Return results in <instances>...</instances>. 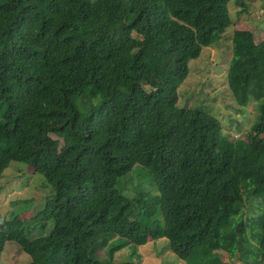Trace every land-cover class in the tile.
I'll list each match as a JSON object with an SVG mask.
<instances>
[{
  "label": "trees",
  "instance_id": "16d2710c",
  "mask_svg": "<svg viewBox=\"0 0 264 264\" xmlns=\"http://www.w3.org/2000/svg\"><path fill=\"white\" fill-rule=\"evenodd\" d=\"M228 1L0 0V176L22 162L54 189L28 219L0 216V251L13 241L27 264H131L92 251L165 238L184 261L204 248L264 264V39L231 37L227 87L259 111L248 141L177 103L189 62L231 25ZM136 166L156 193L118 190ZM246 202L261 209L249 231Z\"/></svg>",
  "mask_w": 264,
  "mask_h": 264
},
{
  "label": "rangeland",
  "instance_id": "374dc122",
  "mask_svg": "<svg viewBox=\"0 0 264 264\" xmlns=\"http://www.w3.org/2000/svg\"><path fill=\"white\" fill-rule=\"evenodd\" d=\"M243 3L245 11H242L244 6L237 5L234 0L228 1L232 23L212 45L202 48L198 58L189 62L188 75L179 87L177 103L185 108L198 106L208 109L220 121L223 133L230 130L234 139L245 137L248 141L251 125L259 120V111L254 100L245 107L235 103L227 87L226 74L232 56L234 30L251 31L254 43L264 39V0H243ZM145 88L148 89L147 86ZM87 104L84 99L80 106ZM117 188L127 197L140 191L157 192L152 177L141 166L132 168L123 176ZM53 193L52 186L29 165L10 161L0 176V216L10 219L16 215L18 219H28L44 206ZM260 214L261 209L257 205L246 202L242 220L248 231ZM48 225L52 226L51 221ZM43 234H47L46 230L36 229L32 237ZM97 255L108 262L127 261L131 264H242L224 251L204 248L196 249L190 262L181 260L170 250L165 238L149 240L141 246L118 237L108 238L93 249L92 256ZM28 260L29 256L13 241L7 242L0 251V264H27Z\"/></svg>",
  "mask_w": 264,
  "mask_h": 264
}]
</instances>
